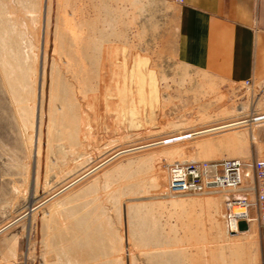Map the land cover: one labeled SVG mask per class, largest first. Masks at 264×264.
<instances>
[{
    "label": "rangeland",
    "instance_id": "rangeland-1",
    "mask_svg": "<svg viewBox=\"0 0 264 264\" xmlns=\"http://www.w3.org/2000/svg\"><path fill=\"white\" fill-rule=\"evenodd\" d=\"M174 19L159 0H0V264H236L227 194L170 196L168 171L263 157L264 121L108 161L264 116V80L178 61Z\"/></svg>",
    "mask_w": 264,
    "mask_h": 264
},
{
    "label": "crops",
    "instance_id": "crops-1",
    "mask_svg": "<svg viewBox=\"0 0 264 264\" xmlns=\"http://www.w3.org/2000/svg\"><path fill=\"white\" fill-rule=\"evenodd\" d=\"M159 1L175 9L179 62L231 84L264 80V0ZM238 228L227 232L220 251L236 248V264H264L263 228L257 221H240Z\"/></svg>",
    "mask_w": 264,
    "mask_h": 264
},
{
    "label": "built area",
    "instance_id": "built-area-1",
    "mask_svg": "<svg viewBox=\"0 0 264 264\" xmlns=\"http://www.w3.org/2000/svg\"><path fill=\"white\" fill-rule=\"evenodd\" d=\"M251 84L247 81L244 85ZM167 190L173 197L225 193L229 233H239L240 221H257L264 230V156L251 162L239 159L176 162L169 167ZM251 209L255 210L254 217L250 215Z\"/></svg>",
    "mask_w": 264,
    "mask_h": 264
},
{
    "label": "water",
    "instance_id": "water-1",
    "mask_svg": "<svg viewBox=\"0 0 264 264\" xmlns=\"http://www.w3.org/2000/svg\"><path fill=\"white\" fill-rule=\"evenodd\" d=\"M261 119H264V117L263 118L255 117V118H252L250 120L239 121L237 124L236 123L231 124V127L232 126L235 127L237 125L249 124V123H252V122L261 120ZM213 129H207V130H203V131H199V132H194V133L186 134V135H183V136H178V137L170 138V139H167V140H164V141H160V142H157L155 144H150V145H147V146H144V147L133 148V149H130V150L122 151V152H119L118 154H116L115 156H113L108 161H110L112 159H115V158H117L118 156H120L122 154L129 153V152H133V151H137V150L142 149V148L152 147V146H157V145H163V144H168V143L176 142V141L183 140V139L193 138V137H196V136L204 135L206 133H211L213 131L221 130L222 128L221 127H216V128H213Z\"/></svg>",
    "mask_w": 264,
    "mask_h": 264
},
{
    "label": "bare ground",
    "instance_id": "bare-ground-1",
    "mask_svg": "<svg viewBox=\"0 0 264 264\" xmlns=\"http://www.w3.org/2000/svg\"><path fill=\"white\" fill-rule=\"evenodd\" d=\"M42 53H43V44H42ZM40 71H41V69H40ZM144 77V76H143ZM41 79V78H40ZM37 108V107H36ZM38 115H39V106H38V108H37V110H36V115H35V117H38ZM264 116H260V118H263ZM255 118V117H254ZM259 118V117H258ZM262 121H264V119H261V120H258V121H255V122H262ZM239 121H237V122H234V123H238ZM36 123V122H35ZM234 123H229V124H225V125H222V126H219V127H221L222 129L221 130H227V129H230V128H234L233 126L231 127V124H234ZM36 125V124H35ZM243 125H246V124H243ZM229 126V127H228ZM238 126H241V125H237V126H235V127H238ZM36 127V126H35ZM216 128V127H215ZM210 129H213V128H210ZM214 130V129H213ZM221 130H218V131H213V132H211V133H206L207 135L208 134H212V133H215V132H219V131H221ZM205 135V134H204Z\"/></svg>",
    "mask_w": 264,
    "mask_h": 264
}]
</instances>
